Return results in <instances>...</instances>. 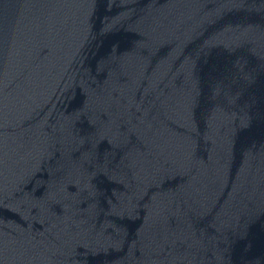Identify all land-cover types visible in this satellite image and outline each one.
Here are the masks:
<instances>
[{"label": "water", "instance_id": "1", "mask_svg": "<svg viewBox=\"0 0 264 264\" xmlns=\"http://www.w3.org/2000/svg\"><path fill=\"white\" fill-rule=\"evenodd\" d=\"M0 264H264V0H0Z\"/></svg>", "mask_w": 264, "mask_h": 264}]
</instances>
